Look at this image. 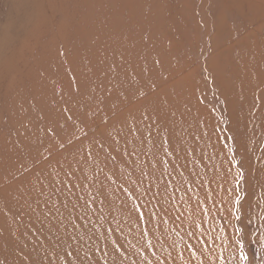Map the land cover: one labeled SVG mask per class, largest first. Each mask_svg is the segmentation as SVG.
<instances>
[{"label": "rangeland", "instance_id": "1", "mask_svg": "<svg viewBox=\"0 0 264 264\" xmlns=\"http://www.w3.org/2000/svg\"><path fill=\"white\" fill-rule=\"evenodd\" d=\"M0 264H264V0H0Z\"/></svg>", "mask_w": 264, "mask_h": 264}]
</instances>
